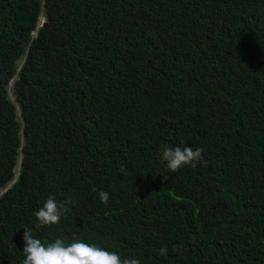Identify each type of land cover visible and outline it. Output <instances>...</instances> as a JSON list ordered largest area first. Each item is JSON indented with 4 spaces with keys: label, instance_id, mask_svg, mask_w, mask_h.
I'll list each match as a JSON object with an SVG mask.
<instances>
[{
    "label": "trees",
    "instance_id": "trees-1",
    "mask_svg": "<svg viewBox=\"0 0 264 264\" xmlns=\"http://www.w3.org/2000/svg\"><path fill=\"white\" fill-rule=\"evenodd\" d=\"M164 145L206 163L173 173ZM49 195L74 203L36 228ZM25 225L140 264H264V0H0V264Z\"/></svg>",
    "mask_w": 264,
    "mask_h": 264
},
{
    "label": "clouds",
    "instance_id": "clouds-1",
    "mask_svg": "<svg viewBox=\"0 0 264 264\" xmlns=\"http://www.w3.org/2000/svg\"><path fill=\"white\" fill-rule=\"evenodd\" d=\"M202 154V148L193 150L190 147L168 145H164L160 152L161 159L173 173L185 166L196 168L199 164L206 163L202 160ZM98 196L101 204H106L109 200V193L106 191H99ZM73 203L71 199L58 203L54 196L49 195L43 206L35 212L36 228L59 223L61 216L69 212L68 206ZM66 240L61 234L54 242L45 245L40 239L34 238L32 228L25 225L22 234V264H140L138 259L121 258L117 252L107 250L97 243H85L79 239L68 243ZM160 255H167L166 246L160 248Z\"/></svg>",
    "mask_w": 264,
    "mask_h": 264
},
{
    "label": "rangeland",
    "instance_id": "rangeland-1",
    "mask_svg": "<svg viewBox=\"0 0 264 264\" xmlns=\"http://www.w3.org/2000/svg\"><path fill=\"white\" fill-rule=\"evenodd\" d=\"M37 26L39 27L40 26V23H38Z\"/></svg>",
    "mask_w": 264,
    "mask_h": 264
},
{
    "label": "water",
    "instance_id": "water-1",
    "mask_svg": "<svg viewBox=\"0 0 264 264\" xmlns=\"http://www.w3.org/2000/svg\"><path fill=\"white\" fill-rule=\"evenodd\" d=\"M40 25H41V23H40ZM10 86V85H9Z\"/></svg>",
    "mask_w": 264,
    "mask_h": 264
}]
</instances>
